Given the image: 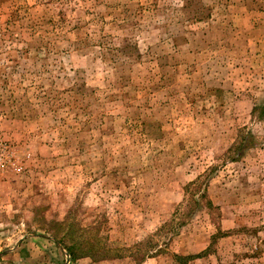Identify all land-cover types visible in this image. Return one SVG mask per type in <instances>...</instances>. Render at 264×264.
I'll list each match as a JSON object with an SVG mask.
<instances>
[{
  "label": "rangeland",
  "instance_id": "rangeland-1",
  "mask_svg": "<svg viewBox=\"0 0 264 264\" xmlns=\"http://www.w3.org/2000/svg\"><path fill=\"white\" fill-rule=\"evenodd\" d=\"M0 264H264V0H0Z\"/></svg>",
  "mask_w": 264,
  "mask_h": 264
}]
</instances>
